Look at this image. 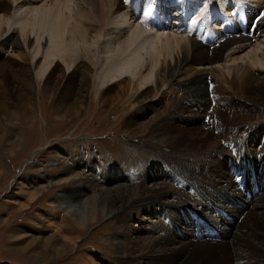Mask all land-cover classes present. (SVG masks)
<instances>
[{"label":"bare ground","instance_id":"1","mask_svg":"<svg viewBox=\"0 0 264 264\" xmlns=\"http://www.w3.org/2000/svg\"><path fill=\"white\" fill-rule=\"evenodd\" d=\"M136 1L145 0H0V93H52L58 121L77 116L89 98L91 108L109 114L132 111L123 126L136 141L129 148L133 174L119 166L102 170L107 184L119 185L79 204L73 226L62 210L53 212L58 233L83 228V212L93 208L117 220L119 230L146 214L152 218L147 239L122 236L115 250L123 257L92 252L82 262L264 264V141L258 136L264 131V0H174L183 11V4L206 3L187 35L138 26ZM236 3L247 8L249 28L259 15L254 32L225 38L211 18L217 10L229 14ZM201 34L213 35V42L203 44ZM73 161L68 180L88 185L73 196L96 191L93 166L82 157ZM22 187L20 179L15 188Z\"/></svg>","mask_w":264,"mask_h":264},{"label":"rangeland","instance_id":"2","mask_svg":"<svg viewBox=\"0 0 264 264\" xmlns=\"http://www.w3.org/2000/svg\"><path fill=\"white\" fill-rule=\"evenodd\" d=\"M250 18L249 15V22ZM1 60L7 61V57ZM40 90L36 88L30 96L21 93L25 98L13 90L0 93V264H84L83 254L89 257L92 252L112 259L123 257L115 250L117 240L125 235L134 241L147 239L152 229L151 217L140 214L119 230L117 220L99 215L93 208V213L82 211L87 219L83 228L73 233L62 229L59 234L52 214L62 210L72 225L78 221L75 210L79 204L93 198L100 188L119 185L107 184L108 175L102 170L109 173L110 167L119 166L121 171L133 174L135 161L129 148L136 141L123 126L132 111L125 107L122 117V111L109 114L91 108L89 98L77 116L70 114L67 120L58 121L53 94H42ZM144 117L147 121L151 114ZM258 136L264 141V131ZM74 157H82L83 162L93 166L91 172L95 169L98 173L96 191H87L79 198L73 196L75 190L88 185L83 179L68 180L67 167L75 165ZM20 179L24 187L19 192L15 186ZM262 183L264 186V178ZM250 186L251 192L258 191V184ZM241 191L249 198L245 189ZM93 217L98 218L97 223L87 224ZM222 217L231 220L227 213ZM122 263L132 264L126 257Z\"/></svg>","mask_w":264,"mask_h":264},{"label":"snow or ice","instance_id":"3","mask_svg":"<svg viewBox=\"0 0 264 264\" xmlns=\"http://www.w3.org/2000/svg\"><path fill=\"white\" fill-rule=\"evenodd\" d=\"M126 2H127V0H126Z\"/></svg>","mask_w":264,"mask_h":264}]
</instances>
